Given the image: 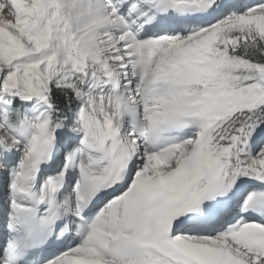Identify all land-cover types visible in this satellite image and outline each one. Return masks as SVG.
I'll use <instances>...</instances> for the list:
<instances>
[{"label":"snow or ice","instance_id":"6c2138e0","mask_svg":"<svg viewBox=\"0 0 264 264\" xmlns=\"http://www.w3.org/2000/svg\"><path fill=\"white\" fill-rule=\"evenodd\" d=\"M0 264H264V0H0Z\"/></svg>","mask_w":264,"mask_h":264}]
</instances>
